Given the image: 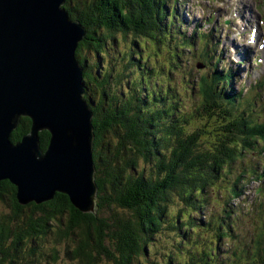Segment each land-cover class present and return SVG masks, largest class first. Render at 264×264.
<instances>
[{
    "label": "trees",
    "instance_id": "16d2710c",
    "mask_svg": "<svg viewBox=\"0 0 264 264\" xmlns=\"http://www.w3.org/2000/svg\"><path fill=\"white\" fill-rule=\"evenodd\" d=\"M169 3L68 0L65 4L73 21L86 29L76 58L84 67V98L95 115L93 160L98 210L95 214L83 213L62 194L46 203L22 205L17 188L9 181L1 182L0 264H61L62 256L67 264H103L104 260L110 264H140L137 261L154 251L165 230L181 234L174 239L178 244L173 241L180 247L177 256L173 250L169 254L172 259L165 264H173L176 258L178 264H207L209 256H214V240L201 237V233L211 232L220 239L222 223L218 213L207 207L212 196L219 203L229 198V187L225 182L218 187V183L230 176L229 171L244 151L260 141L263 132L247 123L236 135L233 126L225 131L220 127L219 132L225 135H219L218 128L205 121L222 117L225 100L216 101L217 111L212 113L210 90H204L207 104L203 100L199 112L181 116L171 89V99L166 90L144 89V73H140L149 69L148 55L138 60L144 66L137 65V60L129 62L135 71H129L124 83L115 71L116 61L106 71L90 58L95 54L105 57L118 38L137 42L139 37H146L161 49L169 47L172 51L166 22ZM133 51L140 53L142 49L135 47ZM146 91L153 93L144 98ZM162 114L172 115L177 121H165ZM183 119H187L185 125L198 124L184 131L180 128ZM31 126L29 118H21L12 141L16 143L29 134ZM174 130L177 138L171 132ZM180 131L185 136H180ZM40 137L46 151L50 134L45 131ZM239 139L242 155L237 148ZM116 208L123 210V215ZM187 209L189 214L184 212ZM125 211H133L134 218L127 219ZM186 231V244H182ZM261 262L264 264V260Z\"/></svg>",
    "mask_w": 264,
    "mask_h": 264
},
{
    "label": "water",
    "instance_id": "95a60500",
    "mask_svg": "<svg viewBox=\"0 0 264 264\" xmlns=\"http://www.w3.org/2000/svg\"><path fill=\"white\" fill-rule=\"evenodd\" d=\"M67 2L0 0V183L14 185L22 205L62 194L95 214L94 114L76 58L86 29L70 17ZM24 117L31 131L14 143Z\"/></svg>",
    "mask_w": 264,
    "mask_h": 264
},
{
    "label": "rangeland",
    "instance_id": "374dc122",
    "mask_svg": "<svg viewBox=\"0 0 264 264\" xmlns=\"http://www.w3.org/2000/svg\"><path fill=\"white\" fill-rule=\"evenodd\" d=\"M199 1L200 0H191L188 2V0H186L185 2H187V6L186 8H184L183 5H181V0H178V2H174L173 0H170V3L168 4V10H170L172 8L173 10V15H172V20L175 23V27H173V30L171 27L167 28L168 30L175 31L176 28H178V24L180 23V20L184 22L185 25H190L188 27H186V32L184 33V35H182L183 37H185V39L187 38V40L190 39V37H193V29H192V25L194 24L195 21L197 22H201L203 20H205L206 18H211L213 16H210V10H213V14L218 15L221 11H223L224 9L221 7L220 4V0H213L212 2L208 3H202L203 6L199 5ZM258 3L261 2V0H256ZM264 1V0H263ZM184 2V4H185ZM214 4H217V7H213ZM178 9V12H177ZM165 12V10H164ZM190 15V17H189ZM189 17V20H188ZM171 17H169V15H167L166 17V21L167 23H169ZM193 21V24H192ZM201 25H203V22L201 23ZM200 28L203 27L204 30H206L208 33L210 32L211 28L207 25V23L203 26H199ZM184 29H182L183 31ZM245 33V31H241V34ZM243 36V35H242ZM139 40L137 42L135 41H131L130 39L127 40H121L120 38L117 39V41L114 43V48L110 46V48H113L112 50L108 51V54H105V57H101V55H90V58L92 57V63H101L102 67L104 66V70L106 71H110L108 68L112 67V62L116 61L117 64V68L115 71H118L120 73L121 79H122V83H124L125 81H128V78L130 77V73L129 71L132 72V70L135 71L134 68L131 69L132 64L130 63L129 66V62H132L133 60H137L135 61L137 65H141L144 66V63L141 62L139 63L138 60H144V58L146 57V55L149 56L150 60L152 62L155 63V56H154V47L156 46V42L155 41H149L146 37H139ZM174 40H176V38L174 37ZM241 41L244 40H248V37H246L245 35L240 38ZM215 41V40H213ZM139 42V43H138ZM110 45V44H109ZM137 47L138 51L139 49H142V51H140V53H135L133 50L134 48ZM158 47V46H157ZM158 49L160 50L161 54L163 57H159V61L158 64H167L169 65V73L167 72V68H164L162 73L161 70L157 68V66L152 63V67L153 70L150 69V62L148 64L149 69L147 71L142 70V72L140 73L141 75L144 73V81L149 80L147 83H151L153 84L154 79H156V75L159 74L158 78H157V82H159L158 84L161 83V85H159L157 88L155 87V89H157L158 91H167L168 97L169 99H171L173 97L172 92L175 94V97L177 98V100H175V103H177L179 105V109L181 110V113L185 116L186 114H189L193 111H195V106L196 103L198 102V93H197V89L196 86L198 84V81L200 79V77L205 74L208 71V68H197V66H200L198 64L199 58H194V54L193 52H187L185 51L184 54L182 53L183 50H187L185 48H183V50H181L179 52L180 56L179 58V63L180 64H174L173 62L175 61L174 58L172 57H176V53L171 54L170 56V50L166 49V51L164 49H161L160 47H158ZM201 49V48H200ZM197 50L198 51L200 50ZM106 52V51H105ZM142 52L144 53L143 55ZM160 52H157L158 56H161ZM181 53V54H180ZM196 53V54H197ZM115 56V57H113ZM118 56H120V59L118 58ZM257 59L256 56L251 55L249 57V60L251 61V59ZM262 60V58H261ZM201 61V59H200ZM253 64H258V63H254ZM197 65V66H196ZM247 69L249 70V73H244L245 66H244V70L242 71H236L235 72V77L233 81H238V84L242 82V85H240L241 87L243 85H245V92H248L246 94V99H250L253 98L254 101H261L260 97L251 92V89H253L254 86H257L258 83L260 82V80H263L262 77L264 75V66L263 64L260 65V67H258L257 69L252 68L250 66H247ZM95 72H97V70H95ZM84 74V71H83ZM137 75V74H136ZM168 75H170L169 78H166ZM164 77V78H163ZM163 78V79H160ZM187 78V80H185ZM115 81V80H114ZM113 81V84H115ZM118 83V82H116ZM172 89V92L169 91L170 87ZM114 90H117V86L113 85L111 86ZM240 87V88H241ZM176 92V93H175ZM161 95V93H160ZM171 101V100H170ZM169 101V102H170ZM164 117V120H175L176 117L169 115V114H162ZM257 116H262L260 117V120L264 121V104L263 106L259 107L258 110L256 111V115L254 116L255 118ZM206 119V118H205ZM227 120H230L229 118ZM256 121V119H254ZM187 122V119H183V123L180 125V128L182 130L185 131V129H187L188 131H191L192 128L196 127L198 123H192L191 126H188L187 124L185 125L184 123ZM208 122V125H214L215 129H217L219 135H225L223 133L219 132L220 127L225 131L226 128L228 127L227 124H224L225 121L222 120H209L207 119L205 121V123ZM191 123V122H189ZM240 124V123H239ZM239 124H231L233 125V130L235 131V135L237 132H241L242 129V125ZM207 126V124H206ZM172 133L175 132L171 131ZM176 133H174L173 135H175ZM178 133L175 135V138H177ZM180 136H185V133L180 131ZM209 141V139H207ZM238 149L241 148V140L239 139V144L237 146ZM240 155H242V152L239 153ZM249 157L247 155H244L243 161H245V164L248 165V161H249ZM96 167V164H95ZM232 173H234V171H232ZM240 175V173H239ZM236 176V175H235ZM231 178V177H229ZM229 178H227V180L225 181H229ZM250 183L247 185L246 181L244 182V185L239 189L241 192L244 190L245 191V195L252 197L254 196V188L255 186H258L255 181H250L247 180ZM223 183L219 182L218 183V187H220V185H222ZM247 186V187H246ZM246 187V190H245ZM98 194V192H97ZM97 198V195H96ZM121 198H119L120 200ZM118 200V199H117ZM228 202V208L227 210L230 211L231 216L233 215L235 217V214L232 213L237 212V210H239V204L237 203L238 201L235 202ZM209 209L211 210H216L218 212L224 211L225 209V205L224 202L220 203L218 202V200H212L211 205L208 206ZM97 199L94 201V213H97ZM122 210V209H121ZM123 211V210H122ZM120 211L119 208H116V212L118 214L123 215V212ZM189 209H187V211H184L185 213L189 214ZM140 212V211H139ZM138 212V213H139ZM88 214H93L92 212H87ZM172 213V211H171ZM135 213L132 211V213H129L128 211H125L124 216L129 220L133 219L134 217H132ZM241 222H242V218H241ZM249 226H247L245 223H243V229L245 231V233H247V228ZM185 232V230H182L181 232ZM190 231V229H189ZM164 234L162 235L161 238H159L154 246V251L151 249V251H148L150 253H147L148 255H146L145 257H141L139 259L140 264H165V262L168 260V258L171 260L172 257H169L170 253H174L175 252L176 256L178 254V249L180 248L179 245L178 247L174 245L173 241L174 239H177L179 235V232H174L173 231H168L165 230L163 231ZM187 231H186V236L185 238L182 239V244H186L185 243V239L187 237ZM211 232H208V236H211ZM188 241V238H187ZM175 242V241H174ZM176 243V242H175ZM178 244V243H176ZM220 245V253H224L226 252L225 247L219 243ZM174 250V251H173ZM175 256V257H176ZM62 261L61 264H67L62 256ZM174 262L177 263V258L176 260H174ZM52 264V263H50ZM71 264V262L69 263ZM103 264H110L107 261H103Z\"/></svg>",
    "mask_w": 264,
    "mask_h": 264
},
{
    "label": "bare ground",
    "instance_id": "6f19581e",
    "mask_svg": "<svg viewBox=\"0 0 264 264\" xmlns=\"http://www.w3.org/2000/svg\"><path fill=\"white\" fill-rule=\"evenodd\" d=\"M185 1L186 0H181V5H183ZM188 1H191V0H188ZM234 6H235L236 16H237L238 20L241 23H243L245 25H249L254 20L253 14H252V11H251L250 7H247L240 0H234L233 4L228 5L226 9H232ZM222 8H224L223 5H222ZM192 24H193V21H192ZM193 25H196V22H194ZM176 29L181 34L184 31V30L182 31V29H186V25H182V23H179L178 24V28H176ZM188 45L191 48V42L190 41H188ZM230 48L232 49V51L231 52L230 51H227V54H226L228 56V58H232L233 59L230 62V64H233L234 62H236L235 59H241V61L245 60V58H246L245 55L247 53V47L246 46H241V45L238 46V45H236V43L234 44V42H232V44H230ZM236 54H238V55H236ZM83 77H84V74H83ZM217 102L220 103L221 100L220 99H217ZM211 111L212 112H216L217 110L215 108H213ZM176 121H177V118H176L175 122ZM262 224H264V223H262ZM187 236H188V233H187ZM240 262L243 263V264H246L243 259H240Z\"/></svg>",
    "mask_w": 264,
    "mask_h": 264
}]
</instances>
